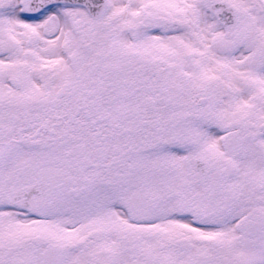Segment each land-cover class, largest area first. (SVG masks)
<instances>
[{
	"label": "snow or ice",
	"instance_id": "obj_1",
	"mask_svg": "<svg viewBox=\"0 0 264 264\" xmlns=\"http://www.w3.org/2000/svg\"><path fill=\"white\" fill-rule=\"evenodd\" d=\"M0 264H264V0H0Z\"/></svg>",
	"mask_w": 264,
	"mask_h": 264
}]
</instances>
